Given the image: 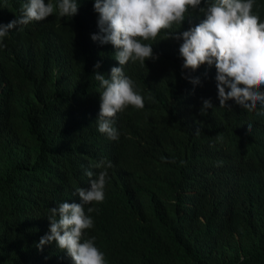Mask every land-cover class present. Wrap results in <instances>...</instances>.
Masks as SVG:
<instances>
[{
    "label": "trees",
    "instance_id": "obj_1",
    "mask_svg": "<svg viewBox=\"0 0 264 264\" xmlns=\"http://www.w3.org/2000/svg\"><path fill=\"white\" fill-rule=\"evenodd\" d=\"M26 2L0 0V23L19 19ZM253 13L264 22V0ZM94 14L93 0H80L70 20L54 13L19 25L0 48V264L72 263L55 242L42 251L36 244L49 231V209L86 179L74 172L97 159L108 178L94 226L115 264H264V115L231 100V109L219 107L214 66L183 70L199 78L194 85L182 77V40L161 33L143 41L155 60L123 67L144 108L118 113L119 139L97 153L106 146L87 119L99 82L93 66L99 61L107 78L109 55L76 42L79 32L62 48L70 34L54 25L83 33ZM203 18L193 12L169 31ZM206 99L214 107L201 112Z\"/></svg>",
    "mask_w": 264,
    "mask_h": 264
},
{
    "label": "clouds",
    "instance_id": "obj_2",
    "mask_svg": "<svg viewBox=\"0 0 264 264\" xmlns=\"http://www.w3.org/2000/svg\"><path fill=\"white\" fill-rule=\"evenodd\" d=\"M79 3L80 0H58L54 5L50 0H27L19 19L0 23V48L6 47L4 38L19 25L44 23L54 13L70 20L78 13ZM254 3L255 0H93L95 14L86 18L91 22L83 33L81 26H77L78 30L63 27L51 19L70 34L67 39L58 40L62 48H72L79 32L76 42L83 39L109 55L107 64L111 69L107 78L97 71L101 67L99 61L93 66L99 82L91 88L92 114L87 119L98 127L96 136L106 146L97 153L109 150L119 139L113 126L118 113L129 106L144 108V98L123 67L136 61L145 67L146 60H155L152 44L143 41H156L161 33L163 39L182 40L178 49L183 59L182 77L194 85L200 83L199 78L185 76L183 70L195 72L201 65L214 66L219 107L231 109L227 104L231 100L248 112L264 115V22L253 13ZM193 12L204 18L182 32L169 31L173 25L181 27ZM213 107L211 100L206 99L201 112ZM102 166L104 161L97 159L81 164L74 172V176L86 175V179L70 183L61 204L49 209V231L36 244L38 251L55 242L71 258V264H115L98 243L94 226L95 209L106 198L108 174ZM111 167L108 162L106 168Z\"/></svg>",
    "mask_w": 264,
    "mask_h": 264
}]
</instances>
